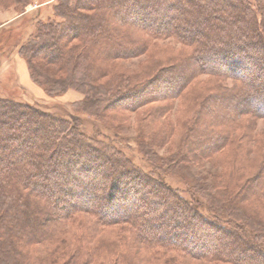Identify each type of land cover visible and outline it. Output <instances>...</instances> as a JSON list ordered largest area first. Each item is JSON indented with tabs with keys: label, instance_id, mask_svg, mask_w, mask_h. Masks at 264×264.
Listing matches in <instances>:
<instances>
[{
	"label": "trees",
	"instance_id": "16d2710c",
	"mask_svg": "<svg viewBox=\"0 0 264 264\" xmlns=\"http://www.w3.org/2000/svg\"><path fill=\"white\" fill-rule=\"evenodd\" d=\"M55 12L58 19L41 21L21 48L30 60L49 63V55L55 56L53 63L64 78L33 73L50 93L76 89L106 112L116 111L120 106L114 103L122 99L113 100L111 92L117 85L110 81L105 90L98 82L106 71L103 64L144 54L151 40L173 39L184 50L162 70L170 78L162 80L160 74L147 81L146 93L153 95L149 99L175 98L202 75L231 78L238 86L221 94L230 99L228 118H264V94L255 90L251 76L263 77L264 91V0H57ZM74 40L79 44L70 45ZM45 48H50L47 55ZM175 72L186 74L180 84L174 82ZM159 90H172L171 97H158ZM55 115L0 97V264H182L170 252L184 261L243 264L242 259L250 258L252 264H264V218L257 213L232 205L214 212L210 189L204 191L207 205L192 196L186 200L162 184L170 179L160 167L158 183L152 176L146 179L112 142L85 137L80 117ZM119 161L129 168H117ZM101 169L108 170L107 185L100 186L102 204L94 208L92 181L103 174ZM112 178L117 180L110 190ZM248 185L247 197L264 195L259 191L264 183ZM138 201L181 232L145 231L141 223L148 219L146 211L122 217L121 211L136 210ZM113 227L122 232L121 239L92 242L102 229ZM135 249L145 255L132 254Z\"/></svg>",
	"mask_w": 264,
	"mask_h": 264
},
{
	"label": "rangeland",
	"instance_id": "374dc122",
	"mask_svg": "<svg viewBox=\"0 0 264 264\" xmlns=\"http://www.w3.org/2000/svg\"><path fill=\"white\" fill-rule=\"evenodd\" d=\"M56 6L57 0H0V46L4 45V49L0 50V97H12L36 105L55 113L56 118L66 112L77 115L83 120L85 137L92 141L112 142L117 151L133 161L140 174L145 175L143 177L147 179L148 175L152 176L155 183L159 181L156 170L160 167V171L168 174L170 179L162 184L181 194L186 200H190L192 196L205 202L207 197L204 191L210 189L215 195L210 199L214 212L219 210L222 213L225 205H232L245 207L264 218V195L258 199L246 196L248 184L264 183V118L240 114L235 120L228 118L233 112L230 99H222L221 94L238 86L234 80L202 75L182 93H176L178 95L175 98L159 101L149 99L153 95L146 93L147 81L153 75L160 74L159 78L162 80L165 77L170 78L162 70L169 64L168 59L171 56H177L184 50L173 39L151 40V45L144 54L136 57H116L103 64L106 71L99 77L98 82L105 85L103 88L111 87L106 86L110 83L113 87L117 85L115 92H111L114 95L113 100L118 97L122 99L118 103L115 101L114 104L120 106L116 111L106 112L104 106L95 104L93 99L86 97V93L76 89L50 93L33 76L39 75L38 73L43 75L45 72L64 78L65 73L59 71L53 63L55 56L49 55V63L41 62L39 58L30 60L22 54L21 48L37 32L41 21L48 18L58 19ZM75 44H79V41L70 43ZM49 50L50 48H45L42 52H47V55ZM261 54L264 56V52ZM173 74L176 76V84H180L186 75L180 72ZM254 75L251 74L255 90L264 94L261 88L263 77ZM171 78L174 80V76ZM153 91L155 92L154 89ZM171 92L172 90H159L158 97L170 98ZM123 95L125 98H122ZM127 97L132 98L127 100ZM193 147L194 150L191 151ZM125 163L119 161L116 166L129 168ZM100 171L103 173L102 169ZM105 172L108 174V170H105L99 178L92 181L91 190L95 194L96 203L94 208H99L102 204V192L99 189L100 186L107 185ZM112 179L113 182L110 181L108 186L110 190L117 180ZM259 189L260 193L264 191V185ZM129 202L125 201V205H131ZM138 203L139 210L132 208L123 213L121 211L122 217L146 211L148 219L141 223L145 231L156 232L158 235L166 233L169 236L181 232L182 228L164 224L156 219L155 213L148 211L143 202ZM220 203L222 207L219 206ZM121 204L124 205V202ZM203 208L207 210V206ZM205 212L206 215L209 214L208 211ZM186 222L184 220V226ZM121 237L123 234L118 227L106 228L92 242L97 239L112 242ZM219 247L222 246L216 248ZM39 250L44 254L43 247ZM130 252H139L137 255L140 257L145 255L137 249ZM167 255L175 256L182 264H211L198 259L184 261L174 252ZM251 261L253 260L250 258L242 259L243 264H252ZM140 262L147 264L145 261ZM156 264H165V260Z\"/></svg>",
	"mask_w": 264,
	"mask_h": 264
}]
</instances>
